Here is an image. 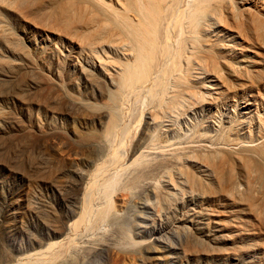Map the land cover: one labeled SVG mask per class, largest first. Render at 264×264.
Masks as SVG:
<instances>
[{
	"label": "rangeland",
	"instance_id": "rangeland-1",
	"mask_svg": "<svg viewBox=\"0 0 264 264\" xmlns=\"http://www.w3.org/2000/svg\"><path fill=\"white\" fill-rule=\"evenodd\" d=\"M93 1L0 0V264H39L61 241L46 264H264V0L212 1L216 21H201L176 65L187 100L176 113L147 118L143 90L128 102L124 141L108 143L113 185L89 191L72 235L108 146L72 140L103 134L110 50L89 32ZM72 97L88 111L69 112Z\"/></svg>",
	"mask_w": 264,
	"mask_h": 264
},
{
	"label": "bare ground",
	"instance_id": "bare-ground-1",
	"mask_svg": "<svg viewBox=\"0 0 264 264\" xmlns=\"http://www.w3.org/2000/svg\"><path fill=\"white\" fill-rule=\"evenodd\" d=\"M212 1L213 0H114L115 5L117 6L118 10H115L112 8L110 9L104 3H103L104 8H101V9H103V10H101V9H99V6L101 4L98 3L100 5L97 6L98 7L97 8L96 4H95L96 1L94 0L93 2H95V3H93V4L95 6L92 4V6H89V8H87V6L85 7L88 10V15H89L88 16L89 18L86 19V20H88V24L90 25L91 31L89 30V32L98 33L97 38L95 37L98 41L100 39H102V40H100V42H98L96 40L98 43L94 40V42H96L95 44H100L103 41L102 44L105 43V45H107L105 47L109 48V50H110V52L108 54H106L108 56H106L104 59L102 58L104 60L103 63H101L102 68H100V66H99V68H100L99 70L101 71V73H99V74H102V76L106 80L107 85L109 86V89H108L109 93H108L107 103H105V105H104V102H101V103H103L101 105H104V109H103V106L102 107L96 106V107L102 108L103 110L99 111V110H97L98 108H96L95 105L93 106V108H96L97 113H100L99 118L106 120V121L104 120L103 122L101 121L102 123H100L101 128L103 130L102 131L103 134H101L99 136H97V133L93 134V135H96L97 137L92 136L91 134L90 135L87 134L88 136L84 137V135L86 133L84 135L82 134V137L78 136L75 139H72L74 141V143L76 144V146L87 147L89 145H95V146L97 145L96 147H98L100 145L102 147L103 144L106 145V144L110 143L112 138L115 137L114 139H116V137H118V136L119 137L122 136L123 140H121V141L123 142L125 135H126L125 134L126 128L124 127V126H126V123H125L126 118L121 119V117H123V116H121V113H122V115H123V113H128L127 112L128 107H130V106H127V105H130V104H128V102H131V99H133V98L138 99L136 97H137V94H139V91L143 90L144 93H145V91L147 93V96L149 99L148 105H150V111L147 112L146 115H147V118L149 117V119L155 120L158 116H160V115L157 116L156 115L157 113H159V114H161V113L165 114L166 113L167 115H168V113L169 114L176 113L182 106H184V104L187 102V100L184 98L183 94L181 95V92L179 94L177 91L174 90V88L178 89L181 86V84H180L181 79L180 78H182L181 77L182 72L177 71V70H179V68L177 67L178 68L177 69L176 65L178 62L184 63V60L179 59L182 48L184 47V45L187 41H189L190 39L192 40V38L194 36L193 33H196L195 32V31H197L196 28L200 25L201 21L202 20H206L208 22L211 20H213L214 22L216 21L215 17L217 16V12H216L217 9H214L215 6L212 4V3H214ZM209 3H210V7L212 6V8H210V9H209ZM83 6H85V5H83ZM84 13H86V17H87V12H84ZM233 15L236 16L235 13ZM89 35H90V33H89ZM183 42H184V44H183ZM89 45H91V44H89ZM105 52H107V49ZM182 56H181V58H182ZM184 58L186 59L185 56L183 57V59ZM93 78H95V77H93ZM90 80H91V78H90ZM101 82H103V81H101ZM143 91H142V93H143ZM66 96L70 98V96L68 94H66ZM99 97H101V95ZM61 98H63V97H61ZM73 98L74 97L71 98L72 101H69V100L65 101V99H61V102H62V104L63 103L65 104L64 107L69 112H72V113L76 112L75 114H78L77 111H79V110L81 111V109H82L81 107L85 108V106L81 105L83 103H81V104L77 103V101H79L78 99H77V101L75 99L76 102L73 101ZM142 98L143 97L140 96V101L143 100ZM148 99L144 98V100H148ZM63 100L65 102H63ZM104 101H105V97H104ZM86 103H90V102H86ZM139 104L140 105L143 104L142 101H141V103L139 102ZM132 105H131V107H132ZM89 107H87V108H89ZM133 107H137V106H133ZM82 110H84V109H82ZM85 110L88 111L87 109H85ZM85 110L83 112H86ZM96 110L93 112L94 113L93 115L97 114V113H95ZM92 111H93V109H92ZM129 111H130V109H129ZM139 111L142 112L141 110H139ZM80 113H82V112H80ZM127 115L128 114H126V117H128ZM133 115L135 117V113ZM137 115L138 114H136V116ZM91 118H93V117H91ZM132 118H133V116H132ZM135 119H133V122ZM131 125H132V123L130 121V123H129L130 128L129 129L132 130ZM133 126L134 125H132V127ZM129 129L127 132L131 131ZM132 131H134V130H132ZM76 134H75V136H76ZM131 134H132V132L130 133V137H131ZM58 135H60V132L58 133ZM62 135H63V133H62ZM62 135H60V136H62ZM64 135L62 136V138L63 137L65 138ZM127 138L129 139V137H127ZM128 139H126V140H128ZM132 139H133V135H132ZM64 140L70 141V139L67 140V137H66V139L61 140V142ZM138 140L140 141V138ZM116 142H114L115 145H116ZM129 142L132 143V141H129ZM70 144L73 145V143H71V142H69V145L68 144L67 145L71 146V148H73L72 145H70ZM114 144H113V146H115ZM117 145L119 146V144H117ZM119 147L116 149L117 150L120 149ZM124 147H122V149ZM91 148H93V147H91ZM94 148L91 150L92 151L95 150ZM74 149L75 148H73V150ZM105 149H106V154H105L104 158L101 159V161L96 165L95 169H93V172L91 173L90 176L86 174L87 175L86 178H89V182L87 180H85V182L87 181L88 183L84 182L86 185L88 184L87 189H86V191L84 190L85 194H84V192H82V194H84V196H81L82 201H81V204L79 203L81 205V208L78 207V209L80 208V213L78 214V216H76V217H78V219L75 220L69 226V230H71V233L73 232L74 229L75 230L78 229V227H76V225L80 226L82 224V221H84L82 219V217L85 218V215L88 214V208H89L88 204H89V202L90 203L93 202L91 200V198L89 197V193H90L89 191L93 190L94 186L99 185V184H97L98 181L101 182V184H100L101 188L111 189V187L113 185L112 184L113 183L112 182L113 177L108 176L106 173L108 171L111 172V170L116 169L115 165L118 163V158H119L118 155L119 154L117 155L116 150L114 149V147H111L110 144H108V146ZM152 149L154 150V148H152ZM76 150H74V152ZM97 150H98V148H97ZM99 150L101 151V148H99ZM99 150H98V153L100 154ZM102 150L104 151V149H102ZM150 150L151 149H148V151H150ZM142 152H144V151H142ZM146 152H147V148H146ZM152 152H147V154L148 153L151 154ZM121 154H123V153H121ZM147 154L145 153V155H147ZM93 155L94 154H92V156ZM100 155L98 158H102V156L100 157ZM127 155H129V154H127ZM145 155H143V156H145ZM89 157H90V155H89ZM122 157H125V156L122 155ZM122 157L120 159L118 166L121 164ZM132 157H131L130 161L136 162L135 160L139 159L138 157L135 159L133 155H132ZM92 159H94V158H92ZM133 159H135V160H133ZM126 161H128V160H126ZM96 162H97V160H96ZM122 167H123V165L121 164V168ZM114 170L112 171V173H114ZM118 170H120V168H118ZM118 170H116V171H118ZM122 172H124V171H122ZM87 173H89V172H87ZM81 177H83V176H81ZM114 182H116V181H114ZM85 184H84V186H85ZM99 192L100 191H98L97 193L99 194ZM92 193H94V192H91L90 195H92ZM104 195H105V193H104ZM91 197L93 198V196H91ZM95 197L93 200H95ZM89 199H90V201H89ZM78 201H80V200H78ZM92 205H94V204H92ZM89 206L91 207V205H89ZM91 209H90V211H91ZM107 209H108V207H105V209L102 211L105 213V211ZM102 211H101V213H103ZM98 212H97V214H99ZM88 216H89V214H88ZM101 218H102V216H101ZM80 220H82L81 223H80ZM96 221H97V217H96ZM78 223L80 225H78ZM82 226H83V224H82ZM89 227H91V226H89ZM138 227L139 226L137 225V228ZM134 229H136V228H134ZM134 229H132V231H131L132 233H133ZM72 235H73V233H72ZM70 240H73V239L71 238ZM61 242L54 243L57 245V248L54 249L55 250L54 253H52V251H54V250H52L50 252L47 249L50 253L42 254L41 257H43V258L39 261V264H43V263L46 264V263H50V262L52 263L53 260H52L51 256L53 255V257H54L55 254L59 253V250H57V249L62 247ZM65 242H66V240H65ZM67 242H69V240ZM68 244L69 243H67V245ZM70 244H72V243L70 242ZM62 245H64V244H62ZM70 247H71V245H70ZM46 254L49 255L48 258H45ZM39 259H40V257H39Z\"/></svg>",
	"mask_w": 264,
	"mask_h": 264
}]
</instances>
